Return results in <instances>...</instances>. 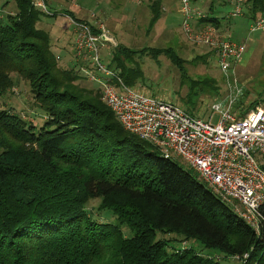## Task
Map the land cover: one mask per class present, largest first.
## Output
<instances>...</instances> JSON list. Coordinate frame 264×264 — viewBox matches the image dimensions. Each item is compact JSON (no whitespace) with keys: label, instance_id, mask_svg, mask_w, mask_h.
I'll use <instances>...</instances> for the list:
<instances>
[{"label":"trees","instance_id":"trees-1","mask_svg":"<svg viewBox=\"0 0 264 264\" xmlns=\"http://www.w3.org/2000/svg\"><path fill=\"white\" fill-rule=\"evenodd\" d=\"M161 1L147 2L149 27L164 11ZM14 3V14L0 16V95L16 73L46 118L36 126L0 109V264H217L192 245L170 246V239L198 241L224 256L247 252L242 264H264V203L255 231L193 168L125 129L99 90L79 88L76 73L58 65L49 36L36 26L46 10L33 0ZM246 3L254 18L264 14V0ZM61 12L69 24L93 25ZM199 21L218 23L209 15ZM137 52L164 54L184 71L170 45L133 50L118 43L108 67L128 86L141 76L131 68ZM92 197L117 222L92 218L85 208Z\"/></svg>","mask_w":264,"mask_h":264},{"label":"rangeland","instance_id":"rangeland-1","mask_svg":"<svg viewBox=\"0 0 264 264\" xmlns=\"http://www.w3.org/2000/svg\"><path fill=\"white\" fill-rule=\"evenodd\" d=\"M38 1L45 5L46 11L36 26L49 36L51 51L58 65L76 73L75 84L79 88L99 90L98 83L89 78L93 68L91 60L75 56L73 27L61 12L65 9L71 10L80 20L93 22L94 26L97 23L103 25L116 44L121 43L133 50L170 45L178 52L184 60V71L164 54L154 57L149 53L137 52L131 57V68L138 67L141 71L140 78L131 86L136 90L176 103L193 116L196 114L204 119L211 116L212 123H216L220 116L217 112L213 113L212 104L218 103L224 108L231 96L234 98L231 112H243L256 105L264 106V31H250L255 13L248 12L247 0L240 4L242 13L236 16H231V13L237 0H189L191 8L217 18L215 27L222 37L245 44L242 57L233 65V71H229L230 77L236 79V85L232 87L227 86L215 54L184 34L180 0H165L164 11L152 27L148 26L152 16L151 9L147 7L148 0H33V3ZM8 13H15L14 0H0V16L5 18ZM256 15L258 17L263 13L257 12ZM200 23L204 22L199 18L190 20V30L197 31ZM113 50L110 42L100 48L99 58L106 67L110 64ZM111 69L118 74L117 69ZM11 77L13 85L0 95V109L14 112L39 126L46 116L35 103L28 82L16 73H12ZM203 79L212 80L216 91H212ZM229 81H232L231 78ZM173 158L189 169V165L179 156L173 155ZM98 203L99 197H92L85 205L90 216L99 221L117 222L116 215L107 208H98ZM122 229L125 234H130L125 224ZM171 235L174 234L156 233V237L172 238ZM168 244L175 247L192 245L202 253L212 255L217 259V264H242L238 257L224 256L219 249L205 247L198 241L170 239Z\"/></svg>","mask_w":264,"mask_h":264},{"label":"built area","instance_id":"built-area-1","mask_svg":"<svg viewBox=\"0 0 264 264\" xmlns=\"http://www.w3.org/2000/svg\"><path fill=\"white\" fill-rule=\"evenodd\" d=\"M242 2L236 1L231 16L242 13ZM180 3L184 34L209 48L217 58L227 86L236 85L229 71H233V65L242 57L245 44L222 37L212 23H201L197 31L192 32L189 21L206 14L191 8L189 0H180ZM34 5L45 10L39 1ZM69 21L73 27L75 56L91 60L93 68L89 78L98 83L102 101L123 127L151 142L162 156L175 155L183 159L213 192L257 231L262 218L259 208L264 203V106L231 112L234 99L231 96L224 108L218 103L212 104L213 113L220 115L216 123L211 122V116L208 119L193 116L176 103L126 85L114 70L100 61V48L106 42L116 45L103 25ZM250 31H264V14L254 19ZM247 255L244 252L242 258L235 257L244 261Z\"/></svg>","mask_w":264,"mask_h":264},{"label":"crops","instance_id":"crops-1","mask_svg":"<svg viewBox=\"0 0 264 264\" xmlns=\"http://www.w3.org/2000/svg\"><path fill=\"white\" fill-rule=\"evenodd\" d=\"M166 3H165V0H162L161 1V5H162V8L164 7L163 5H165ZM201 24V23H200ZM107 31V30H106ZM108 32V31H107ZM236 42V41H235Z\"/></svg>","mask_w":264,"mask_h":264}]
</instances>
